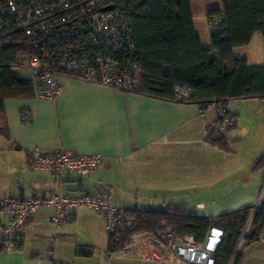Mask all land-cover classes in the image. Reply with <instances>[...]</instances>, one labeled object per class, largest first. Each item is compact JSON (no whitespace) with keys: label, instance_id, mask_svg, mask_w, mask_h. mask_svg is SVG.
Returning <instances> with one entry per match:
<instances>
[{"label":"crops","instance_id":"1","mask_svg":"<svg viewBox=\"0 0 264 264\" xmlns=\"http://www.w3.org/2000/svg\"><path fill=\"white\" fill-rule=\"evenodd\" d=\"M213 2L190 0L194 32L205 48L211 46L207 11L221 9ZM260 44L263 38L254 34L248 46L235 48L232 55L254 66ZM3 108L0 197L18 190L43 196L60 189L78 196L103 189L110 192V203L125 211L184 204L191 214L216 218L257 209L264 201V167L254 169L264 156V99L231 101L235 126L223 143L225 150L203 141L206 122L196 104L165 102L75 78H61L53 100L33 94L5 99ZM21 110L30 116L27 123L20 120ZM35 150L71 157L97 154L102 160L89 176L69 175L59 185L52 173L28 167V154ZM53 214L50 207L37 210L24 228L22 248L0 252V264H151L109 256L104 218L92 210L76 209L60 227L51 224ZM6 220L0 213V236ZM77 247H90L92 255L77 256ZM241 264H264V228L244 248Z\"/></svg>","mask_w":264,"mask_h":264},{"label":"built area","instance_id":"2","mask_svg":"<svg viewBox=\"0 0 264 264\" xmlns=\"http://www.w3.org/2000/svg\"><path fill=\"white\" fill-rule=\"evenodd\" d=\"M108 6V0H0V45L17 36L22 38L24 51L17 68L28 72L37 99H55L63 77L124 93L137 91L140 71L133 28L115 10L104 11ZM221 23V17L207 18L208 32L217 34ZM189 96L187 87H175V102L184 103ZM230 104V99H218L199 107V116L206 122L205 143L224 142L234 128ZM19 117L27 123L30 116L21 110ZM101 160L97 154L71 157L63 151L35 150L28 154L27 165L34 171L52 173L60 185L69 175L89 176ZM109 197L110 192L103 189L78 196L63 194L60 189L43 196L18 190L0 197V213L7 219L0 236V252L16 250L24 228L37 210L52 208L51 224L60 227L76 209L84 208L104 218L107 235L117 231L130 233L126 245L107 253L109 256L151 264H213L212 255L222 237L218 227L210 228L202 245L192 236H176L166 222L153 232L136 231L135 218L110 203ZM145 209L151 211L153 207ZM157 210L161 213L164 209ZM206 218L213 223L218 220Z\"/></svg>","mask_w":264,"mask_h":264},{"label":"trees","instance_id":"3","mask_svg":"<svg viewBox=\"0 0 264 264\" xmlns=\"http://www.w3.org/2000/svg\"><path fill=\"white\" fill-rule=\"evenodd\" d=\"M221 9H210L207 18H222L221 30L210 34L211 46H202L193 28L190 0H108L132 26L140 78L135 93L153 99L175 102L174 89L187 87L190 96L181 104L202 107L212 100L231 101L264 99V66H248L245 59L234 58L235 48L249 45L254 34L264 41V0H220ZM24 51L20 36L0 45V118L5 99H28L33 96L29 80L16 78L10 70L17 68ZM177 103V102H175ZM1 135H5L0 132ZM6 136V135H5ZM225 142V141H224ZM224 142L214 144L225 150ZM264 167V156L254 169ZM153 207V206H149ZM127 211L137 223L136 231L153 232L166 222L176 236H192L202 245L211 227L221 229L222 237L213 255V264H241L242 250L256 242L264 228V201L252 208L221 214L216 222L191 214L187 205L173 204ZM157 208H163L160 213ZM243 244L235 257L247 229ZM130 233L117 231L107 235V253L124 247ZM117 238V241H114ZM22 248V238L16 250ZM75 254L90 257V247H77Z\"/></svg>","mask_w":264,"mask_h":264},{"label":"rangeland","instance_id":"4","mask_svg":"<svg viewBox=\"0 0 264 264\" xmlns=\"http://www.w3.org/2000/svg\"><path fill=\"white\" fill-rule=\"evenodd\" d=\"M202 1V0H201ZM206 1V3H212V4H215L213 1L214 0H205ZM215 1H217V4H220L221 5V2L219 1V0H215ZM205 31H206V33H208L209 34V32H208V30H207V27H205ZM255 53H256V59L258 58V60L257 61H255V65L254 66H264V59H263V53H264V46H263V44H260V45H258V47H257V45H256V47H255ZM251 54V53H250ZM249 54V55H250ZM10 73L13 75V76H15L16 78H19V79H23V80H29L30 79V76H29V74H28V72L27 71H25V70H21V69H19V68H13V69H11L10 70ZM232 131V129L229 131V132H231ZM229 134V133H228ZM228 136V135H227ZM245 248V247H244ZM244 248H243V250H244ZM243 250H242V253H243Z\"/></svg>","mask_w":264,"mask_h":264},{"label":"water","instance_id":"5","mask_svg":"<svg viewBox=\"0 0 264 264\" xmlns=\"http://www.w3.org/2000/svg\"><path fill=\"white\" fill-rule=\"evenodd\" d=\"M112 10H113V7H112V6H108V7H106V8L104 9V11H112ZM253 214H254V213H252V216H253ZM252 216H251L250 221H249V223H248L247 229H246V231L244 232V235H243V237H242V239H241V241H240V243H239V246H238V248H237V251H236V254H235L234 259L236 258V256L238 255V253H239V251H240V249H241V246H242V244H243V239H244V237H245V235H246V233H247V230H248V228H249V226H250V223H251V220H252Z\"/></svg>","mask_w":264,"mask_h":264}]
</instances>
